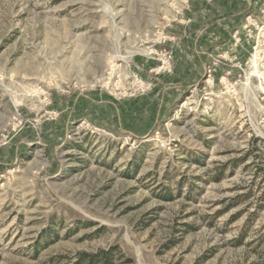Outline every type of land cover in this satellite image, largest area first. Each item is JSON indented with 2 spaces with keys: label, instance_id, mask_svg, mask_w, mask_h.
<instances>
[{
  "label": "rangeland",
  "instance_id": "rangeland-1",
  "mask_svg": "<svg viewBox=\"0 0 264 264\" xmlns=\"http://www.w3.org/2000/svg\"><path fill=\"white\" fill-rule=\"evenodd\" d=\"M223 2L0 0V264H264V0Z\"/></svg>",
  "mask_w": 264,
  "mask_h": 264
},
{
  "label": "crops",
  "instance_id": "crops-1",
  "mask_svg": "<svg viewBox=\"0 0 264 264\" xmlns=\"http://www.w3.org/2000/svg\"><path fill=\"white\" fill-rule=\"evenodd\" d=\"M222 1H224L223 2V3H225L224 7L226 8V15L222 16L226 20L225 25H227L228 23L230 24L231 27L232 26L234 27L235 24L239 25L240 22H242L243 18H244V13H245L244 0H222ZM215 4L218 5V3H216V2H215ZM213 8L215 10L216 6L214 5ZM208 11H209L210 16L215 17V15L212 13L211 9H208ZM215 12H216V10H215ZM227 27H229V26H227ZM212 30L214 31L213 36H215V37L212 38V40H209V42H210L209 44H212L215 41L219 42L220 40H222L223 35L226 34L225 30L217 28V27L212 28ZM218 37H219V39H218ZM209 46L211 48V45H209ZM187 47L190 48L191 46H187ZM212 49H213V47H212ZM213 51H214V49H213ZM196 60H199V57L196 58Z\"/></svg>",
  "mask_w": 264,
  "mask_h": 264
},
{
  "label": "trees",
  "instance_id": "trees-1",
  "mask_svg": "<svg viewBox=\"0 0 264 264\" xmlns=\"http://www.w3.org/2000/svg\"><path fill=\"white\" fill-rule=\"evenodd\" d=\"M114 246H111L108 249H101L95 253L81 254V261H86L87 264H112V254Z\"/></svg>",
  "mask_w": 264,
  "mask_h": 264
},
{
  "label": "built area",
  "instance_id": "built-area-1",
  "mask_svg": "<svg viewBox=\"0 0 264 264\" xmlns=\"http://www.w3.org/2000/svg\"><path fill=\"white\" fill-rule=\"evenodd\" d=\"M264 5V4H263ZM256 18L253 16V14L252 13H248V14H246V16H245V23L243 24V29H246L247 27H248V25H255V27H257L258 26V22H257V20H255ZM264 31H262L261 33V35H260V40H257V43H256V45H254L253 46V50H254V52H253V55L252 56H254L255 55V53H257L258 52V48H261V47H263V45H264V33H263ZM164 51H165V53H167L168 51L167 50H165L164 49Z\"/></svg>",
  "mask_w": 264,
  "mask_h": 264
},
{
  "label": "bare ground",
  "instance_id": "bare-ground-1",
  "mask_svg": "<svg viewBox=\"0 0 264 264\" xmlns=\"http://www.w3.org/2000/svg\"><path fill=\"white\" fill-rule=\"evenodd\" d=\"M124 58V56H122Z\"/></svg>",
  "mask_w": 264,
  "mask_h": 264
}]
</instances>
